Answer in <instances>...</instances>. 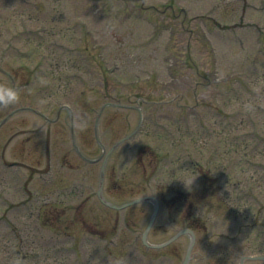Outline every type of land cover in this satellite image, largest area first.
<instances>
[{
    "label": "rangeland",
    "instance_id": "rangeland-1",
    "mask_svg": "<svg viewBox=\"0 0 264 264\" xmlns=\"http://www.w3.org/2000/svg\"><path fill=\"white\" fill-rule=\"evenodd\" d=\"M0 68V264H184L152 200L98 195L138 107L106 198L155 196L152 243L200 217L189 264H264V0H0Z\"/></svg>",
    "mask_w": 264,
    "mask_h": 264
},
{
    "label": "clouds",
    "instance_id": "clouds-1",
    "mask_svg": "<svg viewBox=\"0 0 264 264\" xmlns=\"http://www.w3.org/2000/svg\"><path fill=\"white\" fill-rule=\"evenodd\" d=\"M21 94L19 90L14 86L3 85L0 86V105L9 106L19 102ZM197 176L192 175L191 177H180L179 179L184 182V185L194 184Z\"/></svg>",
    "mask_w": 264,
    "mask_h": 264
},
{
    "label": "water",
    "instance_id": "water-1",
    "mask_svg": "<svg viewBox=\"0 0 264 264\" xmlns=\"http://www.w3.org/2000/svg\"><path fill=\"white\" fill-rule=\"evenodd\" d=\"M123 140H124V139H123ZM123 140H122V141H123ZM177 236H178V235H177ZM177 236H175L174 238H172L171 240H169V242L172 241L173 239H175ZM167 243H168V242H167ZM152 246L159 247V246H162V245H152Z\"/></svg>",
    "mask_w": 264,
    "mask_h": 264
}]
</instances>
